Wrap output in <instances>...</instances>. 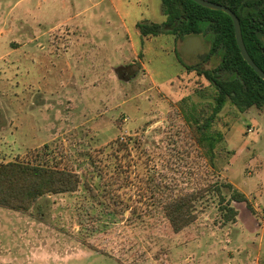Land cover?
I'll list each match as a JSON object with an SVG mask.
<instances>
[{
    "label": "rangeland",
    "instance_id": "obj_1",
    "mask_svg": "<svg viewBox=\"0 0 264 264\" xmlns=\"http://www.w3.org/2000/svg\"><path fill=\"white\" fill-rule=\"evenodd\" d=\"M154 1L0 0V164L33 161L34 151L48 145L50 159L55 156L83 179L77 192L44 196L27 212L0 207V264H264V217L245 203L234 204L237 221L225 223L212 199L200 207L193 225L175 233L159 213L115 214L94 179L108 163L103 159L110 151L104 150L107 144L124 135V143L138 138L152 152L165 138L161 129L174 119L184 121V100L192 105L202 93L209 97V81L185 70V64L215 66V59L197 63L183 55L187 45L205 42L200 36L176 39L167 26L146 43L133 35L143 63L135 74L128 71L129 83L108 79L97 90L67 88L53 95L38 90L37 85L51 83L47 74L63 62L51 39L66 41L69 27L71 39L90 42L79 49L85 64L91 67L98 59L106 72L131 51L114 4L124 18L156 15L160 20ZM78 10L86 11L66 22ZM40 34L45 49L30 43ZM93 117L98 125L87 121ZM240 120L243 133L232 130ZM248 126L255 131L246 134ZM214 129L225 137L216 170L210 171L214 178L238 184L264 203V111L241 114L227 103Z\"/></svg>",
    "mask_w": 264,
    "mask_h": 264
},
{
    "label": "trees",
    "instance_id": "obj_2",
    "mask_svg": "<svg viewBox=\"0 0 264 264\" xmlns=\"http://www.w3.org/2000/svg\"><path fill=\"white\" fill-rule=\"evenodd\" d=\"M210 1L236 13L246 48L264 70V0ZM162 9L165 23L141 24L142 33L157 36L167 26L176 39L200 36L209 45L205 61L215 59V66L202 69L199 64H185V68L206 78L212 92L209 97L202 93V100L192 105L184 100L180 112L184 121L174 119L161 129L165 138L152 152L138 138L107 144L104 150L110 151L103 159L108 163L97 169L94 179L114 213L123 218L127 212L137 218L159 213L173 232L180 233L199 219L200 207L215 199L224 222H236L239 211L234 204L245 203L254 209L233 183L219 176L215 179L210 172L216 170L219 145L225 139L214 124L227 103L241 114L252 108L264 111V79L243 58L230 15L193 0H162ZM48 148L35 150L33 161L0 164V207L27 212L44 196L79 190L81 173L62 166L55 156L50 159ZM87 186L94 191L90 183Z\"/></svg>",
    "mask_w": 264,
    "mask_h": 264
},
{
    "label": "crops",
    "instance_id": "obj_3",
    "mask_svg": "<svg viewBox=\"0 0 264 264\" xmlns=\"http://www.w3.org/2000/svg\"><path fill=\"white\" fill-rule=\"evenodd\" d=\"M101 1L103 0H100V2ZM157 2H158L159 12H160V20L159 18L158 19L156 18L157 17L156 15H154V17L141 16V18H135V19H132L129 16L128 17L130 19L129 21L127 20L128 18H124L123 14L118 9L116 4L113 3L114 9L119 15L118 18L122 23L121 28L125 32L127 42H129L130 44L131 51L129 52L128 55L121 58L120 64L118 66L111 65V69L107 70L106 72H104V70L102 69V65L100 64L98 59L94 61V64L91 67L85 64L86 56L79 49L82 47L86 48V46L90 42L86 40H81V39H73V38L71 39L69 37L71 35V30L69 29V27L67 28L66 26L67 33L69 34L66 41H61L59 39L60 37L58 36L49 41L50 44L54 45V47H57L55 51L56 58L58 59V61H60L59 60L60 58H63V62L60 61L59 67L55 66V69L57 70L56 72L47 74V78L48 80L51 81V83L37 85L38 90L40 92L44 91L45 94L53 95L55 90L67 89V88L76 89V90L77 89L78 90L80 89L97 90L98 88L102 86L103 82L108 79L114 80V81H118V80L124 81L125 80L129 83L131 80L128 76V71L129 72L131 71V73L133 72L135 74L136 71L140 67L138 66V64L143 63L142 56L136 50V44L134 43L133 35L139 38L142 43L152 41L153 37L155 36L154 35H144L140 29V25L141 24H153V23L163 25L166 21V17L162 9V0L154 1V4L156 6H157ZM63 6L66 9H68V3L64 2ZM85 11L86 10H78L74 16H69L66 19V22L72 21V19H74L75 16H80L83 13H85ZM80 26L81 25H77L76 28L78 29L80 28ZM42 38H43L42 34L33 36V39L30 40V43H33V41H35L39 44V47L41 49H45L46 45L43 42H39L41 41L40 39ZM176 43L178 44L177 41ZM94 46H97V44L95 43ZM67 55H71V57L68 58L66 57ZM81 82L82 83L85 82V84H81ZM68 99H69L68 100L69 106L72 107L75 103L74 94L73 93L69 94ZM87 121L88 122L96 121L97 124L95 125H98L100 122L97 117H93L92 119L90 120L88 119ZM124 121H126V119H124ZM93 129H96V127H94ZM232 130H237L242 133L244 132V128H242L241 120L233 127ZM234 185L236 188H238L248 197L254 211L259 215V213L256 210V204H257L256 201H259L260 203L264 205L262 200H260L259 197L252 196V191L247 193L238 184H234ZM254 199H256V201H254Z\"/></svg>",
    "mask_w": 264,
    "mask_h": 264
},
{
    "label": "water",
    "instance_id": "obj_4",
    "mask_svg": "<svg viewBox=\"0 0 264 264\" xmlns=\"http://www.w3.org/2000/svg\"><path fill=\"white\" fill-rule=\"evenodd\" d=\"M193 1H195L199 5L206 7L208 9L223 11L231 16V18L233 19L234 27H235V35H236L237 43H238V46H239V49L241 51L243 58L257 72V74L262 79H264V70H262L256 64V62L253 60V58L251 57V55L249 54L246 48L243 35H242L241 22H240L239 17L236 15V13L226 5L215 3L210 0H193ZM191 54L200 55V57L197 60H195L197 62H200L207 56L208 51L206 50V47H204L203 42H201L200 40H196L194 41L193 45H187L183 50V55L191 56Z\"/></svg>",
    "mask_w": 264,
    "mask_h": 264
},
{
    "label": "built area",
    "instance_id": "obj_5",
    "mask_svg": "<svg viewBox=\"0 0 264 264\" xmlns=\"http://www.w3.org/2000/svg\"><path fill=\"white\" fill-rule=\"evenodd\" d=\"M255 131V127L254 126H248L245 130L246 134H250L253 133ZM121 140H125L124 135L121 136ZM254 201H256V199H254ZM256 210L259 213L260 216L264 217V205L262 203H260L259 201H256Z\"/></svg>",
    "mask_w": 264,
    "mask_h": 264
},
{
    "label": "flooded vegetation",
    "instance_id": "obj_6",
    "mask_svg": "<svg viewBox=\"0 0 264 264\" xmlns=\"http://www.w3.org/2000/svg\"><path fill=\"white\" fill-rule=\"evenodd\" d=\"M207 43L206 42H203V45H204V47H206L207 45H206ZM208 53H209V50H208ZM208 55V54H207ZM190 58H192L193 60H197L199 57H200V55H198V54H195V55H192V56H189ZM207 57V56H206ZM205 57V58H206ZM205 58L203 59V60H205ZM202 60V61H203ZM197 63H199V62H197Z\"/></svg>",
    "mask_w": 264,
    "mask_h": 264
}]
</instances>
